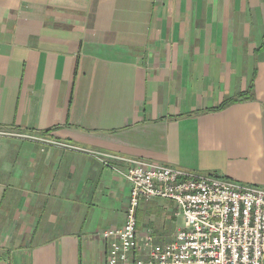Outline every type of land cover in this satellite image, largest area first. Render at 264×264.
<instances>
[{
    "label": "crops",
    "instance_id": "0c3cea01",
    "mask_svg": "<svg viewBox=\"0 0 264 264\" xmlns=\"http://www.w3.org/2000/svg\"><path fill=\"white\" fill-rule=\"evenodd\" d=\"M0 128L264 189V0H0ZM130 190L85 152L0 139V264H106ZM160 207L138 228L162 243Z\"/></svg>",
    "mask_w": 264,
    "mask_h": 264
},
{
    "label": "built area",
    "instance_id": "2783aa9c",
    "mask_svg": "<svg viewBox=\"0 0 264 264\" xmlns=\"http://www.w3.org/2000/svg\"><path fill=\"white\" fill-rule=\"evenodd\" d=\"M13 138L85 152L128 182L126 222L102 234L106 264H264V189L0 128V139ZM155 199L173 202L183 219L168 242L138 228L142 204Z\"/></svg>",
    "mask_w": 264,
    "mask_h": 264
},
{
    "label": "rangeland",
    "instance_id": "374dc122",
    "mask_svg": "<svg viewBox=\"0 0 264 264\" xmlns=\"http://www.w3.org/2000/svg\"><path fill=\"white\" fill-rule=\"evenodd\" d=\"M36 137H38V136H36ZM39 137H41V136H39ZM160 208L162 210L159 213V216H156L155 218H153L155 227L158 228V230H161L162 228L165 229L164 227L167 225L169 229L173 228V232H174L175 228L183 225L182 217H175L174 212H173V219H171L166 214L167 208L166 207H160ZM147 216H149V215H147ZM170 233H171V231H170ZM169 240H171V239H169ZM169 240H165V241H169Z\"/></svg>",
    "mask_w": 264,
    "mask_h": 264
},
{
    "label": "trees",
    "instance_id": "16d2710c",
    "mask_svg": "<svg viewBox=\"0 0 264 264\" xmlns=\"http://www.w3.org/2000/svg\"><path fill=\"white\" fill-rule=\"evenodd\" d=\"M255 94H254V81L250 83L249 85V89L247 90V92L243 93V94H240L239 96L235 97V98H232L228 101H226L224 104H222L218 109H224L232 104H235L237 102H240L242 100H245V99H253L255 100ZM48 133V132H46Z\"/></svg>",
    "mask_w": 264,
    "mask_h": 264
}]
</instances>
